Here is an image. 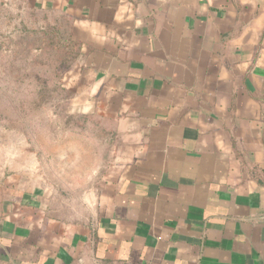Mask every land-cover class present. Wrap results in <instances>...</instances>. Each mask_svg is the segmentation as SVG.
I'll use <instances>...</instances> for the list:
<instances>
[{
	"label": "crops",
	"instance_id": "1",
	"mask_svg": "<svg viewBox=\"0 0 264 264\" xmlns=\"http://www.w3.org/2000/svg\"><path fill=\"white\" fill-rule=\"evenodd\" d=\"M25 1L67 20L114 164L72 221L0 144V264H264V0Z\"/></svg>",
	"mask_w": 264,
	"mask_h": 264
},
{
	"label": "rangeland",
	"instance_id": "2",
	"mask_svg": "<svg viewBox=\"0 0 264 264\" xmlns=\"http://www.w3.org/2000/svg\"><path fill=\"white\" fill-rule=\"evenodd\" d=\"M28 5L0 0L1 148L15 152L17 167L47 191L54 215L88 221L98 212L92 203L114 164L116 138L76 97V50L57 36L67 20Z\"/></svg>",
	"mask_w": 264,
	"mask_h": 264
},
{
	"label": "trees",
	"instance_id": "3",
	"mask_svg": "<svg viewBox=\"0 0 264 264\" xmlns=\"http://www.w3.org/2000/svg\"><path fill=\"white\" fill-rule=\"evenodd\" d=\"M59 26H61V25H59ZM58 26V27H59ZM60 28V27H59ZM59 28H57V36H58V38L60 37H62V40H63V42H67L69 45H71L72 46V48L74 49V50H76L75 52H76V54H75V58H74V61H73V64L79 59V56H80V45H79V43H77V42H75V41H73L72 40V38L67 34V32L65 31H62V29L60 28V30H59ZM66 34V35H65ZM103 120L104 121H106L107 123L109 122V124L111 125V130H113V123L111 122V121H109V120H105L104 118H103Z\"/></svg>",
	"mask_w": 264,
	"mask_h": 264
}]
</instances>
